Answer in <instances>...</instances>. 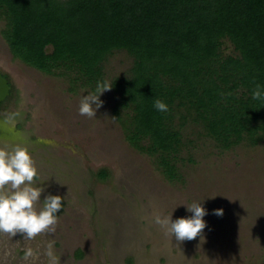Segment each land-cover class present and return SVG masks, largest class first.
I'll return each instance as SVG.
<instances>
[{
    "label": "rangeland",
    "instance_id": "374dc122",
    "mask_svg": "<svg viewBox=\"0 0 264 264\" xmlns=\"http://www.w3.org/2000/svg\"><path fill=\"white\" fill-rule=\"evenodd\" d=\"M4 27L0 18V74L11 86L0 103V147H27L38 169L33 183L45 189L41 201L60 195L64 208L55 232L33 239L0 232V264H48L49 241L59 264H264V141L220 148L200 123L177 113L180 177L169 181L158 156L127 140L130 110L118 107L112 90L101 95L96 116L81 115L80 100L93 91L72 85L73 73L47 75L15 58ZM231 55L238 52L225 39L220 56ZM132 67L131 56L115 51L103 63L106 84ZM193 202L209 213L203 239L177 241L154 222L190 216Z\"/></svg>",
    "mask_w": 264,
    "mask_h": 264
},
{
    "label": "trees",
    "instance_id": "16d2710c",
    "mask_svg": "<svg viewBox=\"0 0 264 264\" xmlns=\"http://www.w3.org/2000/svg\"><path fill=\"white\" fill-rule=\"evenodd\" d=\"M0 18L15 58L47 75L73 73L72 85L93 92L106 83L108 56H131L130 75L109 87L131 112L127 140L158 156L169 181L180 177L177 113L220 148L264 141V99L252 97L264 84V0H0ZM225 39L238 55L221 58Z\"/></svg>",
    "mask_w": 264,
    "mask_h": 264
},
{
    "label": "clouds",
    "instance_id": "9594fccd",
    "mask_svg": "<svg viewBox=\"0 0 264 264\" xmlns=\"http://www.w3.org/2000/svg\"><path fill=\"white\" fill-rule=\"evenodd\" d=\"M106 83H98L94 92L83 96L80 100L79 112L89 117L96 116V111L102 106L101 95L110 90ZM252 97L256 100L264 99V84L255 83ZM154 107L161 112L168 110V105L157 99ZM38 176V169L27 147L14 146L11 150L0 147V232L15 236L18 232L25 234V238L33 239L44 232H55V225L64 208V197L49 194L41 201L45 191L43 187L34 184ZM39 205V207H38ZM190 216L172 219L154 217L156 224L165 227L177 241L193 240L202 237L207 227L204 217L208 210L201 202H193L186 206ZM217 216L223 215V209L213 210ZM33 255L29 249L25 258ZM45 255L48 264H59V257L55 254L54 241L46 245Z\"/></svg>",
    "mask_w": 264,
    "mask_h": 264
},
{
    "label": "water",
    "instance_id": "95a60500",
    "mask_svg": "<svg viewBox=\"0 0 264 264\" xmlns=\"http://www.w3.org/2000/svg\"><path fill=\"white\" fill-rule=\"evenodd\" d=\"M11 86L8 79L0 74V103L6 100L10 93Z\"/></svg>",
    "mask_w": 264,
    "mask_h": 264
}]
</instances>
